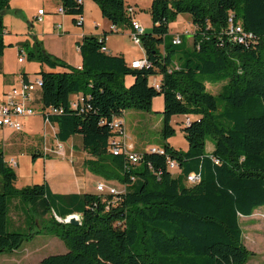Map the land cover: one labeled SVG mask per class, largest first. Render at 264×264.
<instances>
[{"label":"trees","instance_id":"16d2710c","mask_svg":"<svg viewBox=\"0 0 264 264\" xmlns=\"http://www.w3.org/2000/svg\"><path fill=\"white\" fill-rule=\"evenodd\" d=\"M93 1L113 25L133 29L128 9L134 4ZM83 5L84 0H61L75 22ZM10 8V0H0V56L7 47L4 15ZM149 12L153 25L141 35L147 60L142 68L131 67L123 54L104 51L106 36L83 37L81 67L52 55L38 39L29 49L30 59L63 67L38 73L43 109L59 110L47 115L57 126V139L65 143L80 136L89 155L86 167L124 187H116V194H56L46 181L17 187V172L0 151V253L47 232L68 251L47 255L40 264H247L253 252L244 242L240 218L264 206V0H151ZM181 13L191 17V47L183 44V35L178 44L169 35L170 20ZM232 16L259 41L233 39ZM207 83H222L220 92H211ZM77 95L84 101L75 108L71 100ZM157 96L164 99L166 140L176 132L173 116L186 115L188 149L165 142L164 154L138 152L142 159L134 164L126 134L114 122L127 109L149 111ZM115 140L120 154L111 150ZM41 143L33 159L53 156L43 151V136ZM192 173L199 181H189ZM11 197L19 198L16 208L24 213L28 231L9 229ZM21 203L41 216L30 220ZM75 214L79 224L64 221ZM32 221L38 223L35 230Z\"/></svg>","mask_w":264,"mask_h":264},{"label":"rangeland","instance_id":"374dc122","mask_svg":"<svg viewBox=\"0 0 264 264\" xmlns=\"http://www.w3.org/2000/svg\"><path fill=\"white\" fill-rule=\"evenodd\" d=\"M24 1L31 7H34L35 12H37L40 8L44 9L43 7H45V3L48 0ZM129 1H131L137 8L136 17L143 25L144 32L150 31L153 25L149 12V2L151 0ZM137 2L138 4H136ZM14 12V10H9L4 15L5 30L8 31L7 43H10L9 41L13 42L12 45H8L6 43L7 49L4 59L5 76H7V78H11L12 80L8 87H11L18 82V78L24 69H27L31 78L38 76V73L42 69L40 68V64H42L41 62L35 59H30L28 56L29 49H32V46L35 43L34 32L32 31V28L28 26V23L23 22L22 24H19V20L14 15ZM192 26L193 24L189 14H178L169 22V35H183V44L191 47L193 43V35L190 33V30ZM15 27H20V31H17L18 34H16ZM119 27L120 32L114 33L111 37V41H113L117 47L121 49L124 47H130L132 50H142L140 47L141 45L135 43L132 35L130 34L132 31L124 25H120ZM24 34H27L29 38H22ZM20 57H23V63L19 62ZM132 82L133 76H127V83L129 84ZM221 86L222 83H207L208 89L215 94L220 92ZM34 97L33 105L37 110V113L25 122L23 132H14L10 128L0 127V151L4 153L8 161H12L14 159L17 163V165L14 166V169L19 175V184L22 187L33 183H41L43 181V163L40 161V163H35L32 158V154L38 150L39 145L42 144V136L46 134L45 122L41 116L43 111L41 91L38 90L34 94ZM218 102L219 108L222 109L224 106V100L218 97ZM163 109V96H157L153 102L152 108L149 111L138 109L125 110L122 120L126 129V143L130 146V148L127 145L126 147L130 153H132V151L137 152L140 150L147 151L145 149L153 146L161 147L158 145L164 146L165 142L170 143L176 149L185 150L186 146H188L183 130L184 123L182 122L185 115L180 114L173 116L171 124L175 127L176 132L173 136L166 140L163 135ZM128 132L135 137L136 144H134V142L130 139ZM16 136L19 139L16 140ZM208 141L212 142L211 136H208ZM92 174L93 178L100 179V182L112 184V182H108L109 179L105 176L99 175L95 172H92ZM114 181L117 184L120 183L119 181ZM95 185L97 188V182H95ZM17 201H19V198L17 197L10 198L9 229L28 231V229L23 227L18 228L16 226L18 225L17 223L20 218H18V216L15 217L16 213L13 214V212H15V208L13 206ZM22 205L25 208L30 220L41 216L36 209L26 207L24 203H21L19 206L21 207ZM240 223L244 231V242L248 249L253 252L249 257L247 264H264V206L257 208L251 216H241ZM29 225L33 227V230L38 227V223H34L33 221ZM55 242L58 243L55 244ZM23 246L28 248L40 246L44 256L68 251V247L64 241L47 232L36 235L34 239L27 240Z\"/></svg>","mask_w":264,"mask_h":264},{"label":"crops","instance_id":"0c3cea01","mask_svg":"<svg viewBox=\"0 0 264 264\" xmlns=\"http://www.w3.org/2000/svg\"><path fill=\"white\" fill-rule=\"evenodd\" d=\"M128 2L132 3L129 0ZM10 4V10L15 11L14 15L19 20V24H22L23 22L28 23V26L32 28V31L34 32V39L40 40L43 43L46 51L64 60L70 65L81 67L83 59L80 53L79 44L86 35H97L99 37L106 36V45L110 53L123 54L128 62L145 56L142 45L140 46L142 50L139 51L135 49L132 50L130 47H124L121 49L118 48L113 41H111L112 35L114 33L120 32V27L115 25L116 30H112L111 27L113 24L103 16L99 5L93 0H84L83 13L85 16V21L82 25L76 24L73 16L60 13L58 11L59 7L61 6V0L46 1L45 7H43L45 13L42 15V22L37 21L38 11L35 12V8L31 7L24 0H10ZM136 4H138V2ZM149 4H151V1ZM129 29L132 31L131 28ZM15 31L16 34H18L17 31H20V27H15ZM7 34L8 31L5 30L4 39L6 43L8 36ZM24 37L29 38L27 34H24L22 38ZM9 42L10 43H7L8 45L13 44V42ZM6 49L4 50L3 55L0 56V102L3 99L4 91L9 88L8 86L12 81L11 78H7V76H5L4 59ZM40 68L46 71L63 70V67L61 66L51 68L47 64H40ZM22 73H27V75L30 76L27 69H24ZM190 116H192L193 119L198 118V115L191 114ZM185 119L186 115L184 120ZM184 120H182L183 123ZM129 136L134 144H136L135 137L131 133H129ZM17 139L19 138L16 136V140ZM124 143L127 145L126 139L124 140ZM64 144L65 147L63 153L34 159L35 163H43V181H46L51 192L56 194L85 192L99 193L95 182L98 184L100 179L93 178L92 172H90V170L85 165V160L89 157V155L83 149L82 138L76 135L71 137ZM128 147L130 148V146ZM187 149L188 146H186L185 150ZM213 150V142L207 141L206 151L211 153ZM143 151L140 150L137 152ZM173 172L175 175H178L181 173V169L176 167L174 168ZM108 182H112L111 185H114L118 188L124 187L122 183L117 184L114 180H109ZM16 186L22 187L19 184V175ZM18 202L19 201L14 203L13 206L15 208V212H13V214L16 213L15 217L18 216V218H20L17 223L18 225L16 226L27 227V221L25 219L24 213L21 211V208H16ZM57 243L58 242H55V244ZM23 245L16 250L1 252L0 264H40L41 260L45 257L42 253V248L40 246L28 248Z\"/></svg>","mask_w":264,"mask_h":264},{"label":"built area","instance_id":"2783aa9c","mask_svg":"<svg viewBox=\"0 0 264 264\" xmlns=\"http://www.w3.org/2000/svg\"><path fill=\"white\" fill-rule=\"evenodd\" d=\"M79 2H83V0H79ZM129 13L132 15V37L138 45H141V35L144 33V27L141 22L137 19V8L136 6L129 7ZM58 11L60 13H64L62 6L59 7ZM45 13V10L40 8L38 10L37 21L42 22V15ZM85 21L84 13L78 15L76 24L82 25ZM112 30H116V26L113 25L111 27ZM192 32V28L190 33ZM229 35L233 39H241L243 42L257 43L259 41L258 36L246 30L242 24L235 23L233 20V16L230 18L229 24ZM173 42L178 44L181 42V36H174ZM247 44V43H246ZM103 50L109 52L108 47H103ZM23 57L19 58V62H23ZM147 64V60L145 57L134 59L130 62L131 67L133 68H142ZM157 88L160 87L159 82L157 80L154 81ZM43 86V80L40 75L35 78H31L30 76L21 73L18 82L9 87L4 91L3 99L0 102V127L1 128H10L14 132H23L25 128V122L29 120L30 117L34 116L37 113L33 102H34V94L40 90ZM84 101L83 95L74 96L71 100V104L73 107H78V105ZM58 108L49 107L47 109H43L41 116L45 122L46 126V134L43 136L44 138V146L43 151L48 154L58 155L64 152L65 144L57 139V126L50 122L49 114L58 113ZM114 127L119 128L123 134H126V129L124 122L122 120V116L117 118L114 122ZM50 128V130H49ZM114 145L111 146V150L114 154H120V146L117 144V141H113ZM149 152L164 154L165 150L162 147H150L147 149ZM136 159H142L138 152L132 151V157H129L130 162H134ZM12 166L17 165L15 160L9 161ZM172 160H169V165L173 168ZM189 181L195 183L199 181V176L192 173L188 177ZM97 190L100 192L108 191L110 193L116 194L118 193V189L111 185L105 184L104 182H99L97 184ZM76 218L79 219L80 216L75 214Z\"/></svg>","mask_w":264,"mask_h":264},{"label":"water","instance_id":"95a60500","mask_svg":"<svg viewBox=\"0 0 264 264\" xmlns=\"http://www.w3.org/2000/svg\"><path fill=\"white\" fill-rule=\"evenodd\" d=\"M58 219H59L60 221H63V219H61V218H59V217H58ZM64 221H65V222H71V223H74V224H79V223H80L79 220L76 218L75 215H69L68 217H66V218L64 219Z\"/></svg>","mask_w":264,"mask_h":264},{"label":"bare ground","instance_id":"6f19581e","mask_svg":"<svg viewBox=\"0 0 264 264\" xmlns=\"http://www.w3.org/2000/svg\"><path fill=\"white\" fill-rule=\"evenodd\" d=\"M177 36H181V35H177ZM129 157H132V153H131V156H129ZM139 162V159H136L134 162H132V163H138Z\"/></svg>","mask_w":264,"mask_h":264}]
</instances>
